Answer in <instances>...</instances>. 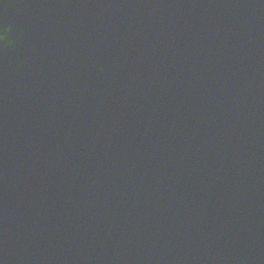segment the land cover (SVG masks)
Instances as JSON below:
<instances>
[{"label":"water","instance_id":"obj_1","mask_svg":"<svg viewBox=\"0 0 264 264\" xmlns=\"http://www.w3.org/2000/svg\"><path fill=\"white\" fill-rule=\"evenodd\" d=\"M0 264H264V0H0Z\"/></svg>","mask_w":264,"mask_h":264}]
</instances>
